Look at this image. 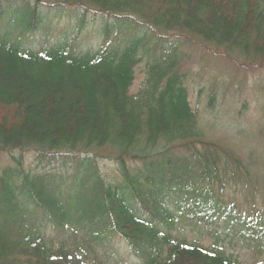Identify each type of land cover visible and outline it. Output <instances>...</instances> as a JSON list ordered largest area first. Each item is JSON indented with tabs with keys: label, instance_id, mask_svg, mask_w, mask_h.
I'll return each instance as SVG.
<instances>
[{
	"label": "trees",
	"instance_id": "trees-1",
	"mask_svg": "<svg viewBox=\"0 0 264 264\" xmlns=\"http://www.w3.org/2000/svg\"><path fill=\"white\" fill-rule=\"evenodd\" d=\"M87 17L100 22L97 47L79 50L76 36L49 43L51 20L80 33ZM193 45L225 49L221 57L233 64H261L264 0H0V155L76 160L52 174L26 173L12 160L0 173V264H95L92 242L113 251L115 241L139 264H240L177 241L183 222L221 229L264 255V217L223 200L227 183L264 160L187 143L201 136L180 70L181 49ZM141 62L143 89L132 95ZM175 139L189 154L169 153ZM106 148L119 153L117 182L99 174ZM134 148L131 160L141 165L129 171L124 153ZM48 228L72 243L52 249Z\"/></svg>",
	"mask_w": 264,
	"mask_h": 264
},
{
	"label": "rangeland",
	"instance_id": "rangeland-1",
	"mask_svg": "<svg viewBox=\"0 0 264 264\" xmlns=\"http://www.w3.org/2000/svg\"><path fill=\"white\" fill-rule=\"evenodd\" d=\"M74 10V7H65L64 11L68 14ZM62 14L65 13L62 12ZM98 24L99 20L93 21L87 17L85 24L87 29L78 33L73 22L51 20L49 29L52 31L49 33V43L59 37L72 39L76 36L77 48L82 51L90 50L102 42V38H99L96 33ZM27 46L33 47L34 44ZM224 50L220 49L215 53L211 50L208 53L206 47L202 48L198 45L181 49L183 57L180 70L184 75L183 85L187 91L189 106L196 114V128L199 129L197 132L201 133L200 137L191 139L187 143L192 144L191 147L198 151L204 148L202 144H209L212 148L215 146L216 149L231 152L241 161H245L250 154L252 160L262 161L264 160V62L249 67L237 63L233 65L229 60L221 57V53H225ZM144 69L145 62L136 66L130 94L136 95L143 89ZM8 110L11 109L8 108ZM180 142L175 139L169 143L171 155L186 154L181 147V144L185 142ZM138 153H140L138 148L132 149L128 154L124 153L126 167L129 171L137 170L141 165L138 161L131 160V157ZM117 154H119L117 149L107 150L106 148L102 150V157L97 161L99 174L106 182H117L121 178L120 165L115 162ZM63 155L68 157L63 156V158L50 160L39 158L32 152L20 154L16 151L2 154L0 155V173L6 168L14 167L12 160L20 161L21 168L26 173L52 174L59 170V167L64 171L76 160H72L73 154L71 153ZM223 200L234 204L241 214L254 213L248 210L254 206V209L261 211L264 217V168L248 169L246 179L241 173L238 174L237 180L225 186ZM179 226L183 231L172 233V236L178 240H185L188 243L197 242L207 248L215 247L236 259L240 264L264 263L263 254H256L252 249L237 243L230 237L218 234L219 230L215 228L203 232L200 229L193 231V227L187 222ZM50 229L46 231L48 237L51 238L48 245L52 249L56 250L65 240L69 242L67 245L72 243V240L68 238L69 234L56 233L54 235L49 233ZM177 229L178 227L175 228ZM70 234L72 235L71 232ZM76 238L82 242L81 236ZM91 245L96 254L90 256L88 260L95 258V264H139L138 260L116 241L113 251L102 249L103 247L98 242H92Z\"/></svg>",
	"mask_w": 264,
	"mask_h": 264
}]
</instances>
